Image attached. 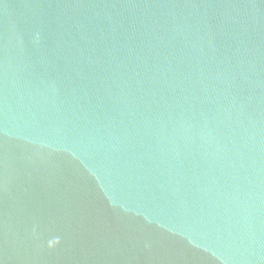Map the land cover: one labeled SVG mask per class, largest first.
<instances>
[{
	"label": "water",
	"instance_id": "water-1",
	"mask_svg": "<svg viewBox=\"0 0 264 264\" xmlns=\"http://www.w3.org/2000/svg\"><path fill=\"white\" fill-rule=\"evenodd\" d=\"M0 264H264V0H0Z\"/></svg>",
	"mask_w": 264,
	"mask_h": 264
}]
</instances>
